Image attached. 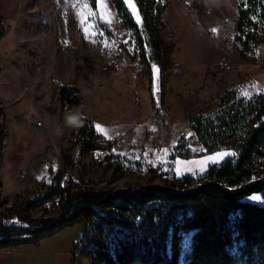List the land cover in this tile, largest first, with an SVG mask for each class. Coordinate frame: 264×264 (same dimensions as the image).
<instances>
[{
	"label": "rangeland",
	"instance_id": "rangeland-1",
	"mask_svg": "<svg viewBox=\"0 0 264 264\" xmlns=\"http://www.w3.org/2000/svg\"><path fill=\"white\" fill-rule=\"evenodd\" d=\"M158 1L167 4L158 41L167 49L171 67L162 84L160 65L155 64L159 73L153 82L154 106L144 65L132 61L128 53L135 50L134 39L122 26L111 0H106L114 31L110 36L94 15L87 21L82 19L79 12L83 0H0V30H5L0 38V77L22 82L23 102L27 99L34 106L47 101L55 122L64 130L63 111L78 108L74 96L81 95L85 119L95 134L92 136L89 130L85 139H99L108 150L106 157L93 158L90 149L82 151L83 145L79 148L73 163L78 166L75 180L82 186L102 190L135 183L166 185L182 175L175 172L176 162L182 157L176 149L182 136L196 154H208L200 153L202 149L190 128V114L213 109L219 94L230 85L240 86L248 96L264 91V42L255 56L247 58L234 45L239 0ZM134 3L139 11L136 0ZM140 16L143 20L141 13ZM65 87L68 98L62 109L58 91L64 92ZM5 106L0 100V108L4 110ZM18 114L15 122L19 121ZM21 116L44 139V133H38L41 128L37 125L43 122H37L36 112ZM4 118L5 114H0V123L7 127ZM96 124L108 130L107 137L97 131ZM73 129L70 145L59 154L56 150L49 152L54 158L47 162L43 156L34 162L36 172H41V179L48 182H39L31 192L11 200L2 191L6 142L0 151V204L4 208L8 203L11 206L6 208L15 202H28L40 187L54 183L57 172L63 174L61 155L72 151L79 127ZM221 151L234 150L217 152ZM191 176L199 177L200 173L193 171ZM254 202L264 204L262 198ZM83 228L84 223L78 222L43 238L39 244L2 248L0 264H101L79 245ZM190 246L191 238L185 236L184 255Z\"/></svg>",
	"mask_w": 264,
	"mask_h": 264
},
{
	"label": "trees",
	"instance_id": "trees-1",
	"mask_svg": "<svg viewBox=\"0 0 264 264\" xmlns=\"http://www.w3.org/2000/svg\"><path fill=\"white\" fill-rule=\"evenodd\" d=\"M87 1L100 28L109 36L114 34L101 18L99 6L94 0ZM111 1L122 26L134 39L135 50L128 53L132 61L144 65L155 106L154 66L160 65L162 84L171 67L167 49L158 41L167 4L136 0L143 16L139 24L123 0ZM236 27L233 41L241 56H255L264 42V0H239ZM4 34L1 29L0 38ZM66 91L67 87L65 100ZM74 97L83 112L82 96ZM0 114H5L2 108ZM189 122L201 154L232 149L237 155L210 165L199 177L186 174L166 185L135 183L70 192L61 215L42 218L37 226L25 230L5 227L0 251L7 246L39 244L43 238L82 222L78 243L101 264H264V204L250 200L260 195L264 201V91L246 97L240 86H227L213 109L190 114ZM89 125L85 119L76 137L84 142L82 151L101 145L98 140L85 139ZM93 131L90 134L95 136ZM8 137L7 127L0 123V151ZM186 139L182 136L177 154L199 155ZM54 178V183L40 187L33 199L21 205L15 202L19 217L67 189L61 171ZM185 236L191 238L186 255Z\"/></svg>",
	"mask_w": 264,
	"mask_h": 264
},
{
	"label": "crops",
	"instance_id": "crops-1",
	"mask_svg": "<svg viewBox=\"0 0 264 264\" xmlns=\"http://www.w3.org/2000/svg\"><path fill=\"white\" fill-rule=\"evenodd\" d=\"M89 36L90 35L87 34L88 38ZM155 74L156 72L154 71V76ZM3 83H7L8 85L4 86ZM22 91V82L17 83V80L14 78H11V80H3V76L0 77V100H3L6 103L4 120L9 130V138L1 170V179L3 194H5L10 200L18 195L20 196L26 192H31L36 188V185L39 182H48L38 178L41 177L42 173L36 172L34 162H36L37 158L41 156L44 157V162H47L50 158H54L53 154H49V152L56 150L59 154L63 148H66L68 144L70 145L69 138L73 134V128L66 127V130H64V128L58 126L57 122L54 120L53 111L49 107L47 101L44 105L38 104L32 106L27 99L23 102L24 98ZM58 92L62 97L63 109V104H65L64 92L62 90ZM65 106L67 107V104ZM17 112H19V121L15 122L14 118L17 117ZM27 112L28 114H34V112H36L39 117L37 122L40 119L42 120L43 123L37 125V127L41 128L38 130L39 134L40 132L44 133L42 136L44 139H41L39 135H36L37 132L35 131V128L33 132L29 125L25 123L21 115L24 116ZM64 113L65 110L63 111V115ZM47 135L50 139L45 140V137H48ZM27 151H30V153L26 155V158L23 154ZM216 152L217 151L208 153L207 155L194 156L192 157L193 159H184L181 157L179 161H184L188 166L193 167L195 171H199L198 168L190 162L203 159L205 156L212 155ZM210 165L212 164L210 163L208 165L206 171ZM186 174L191 175L192 172L184 171L181 176ZM201 175L202 174H200V176Z\"/></svg>",
	"mask_w": 264,
	"mask_h": 264
},
{
	"label": "built area",
	"instance_id": "built-area-1",
	"mask_svg": "<svg viewBox=\"0 0 264 264\" xmlns=\"http://www.w3.org/2000/svg\"><path fill=\"white\" fill-rule=\"evenodd\" d=\"M161 1L165 2V0ZM38 123H40V121ZM92 129L93 126L92 124H90L89 130ZM98 141L100 142L99 139ZM83 143V141H78L77 139H75L72 144V151L69 153V155H66L67 152H63L61 155V160L64 164V168L62 169L63 174L61 180H63L62 183L64 182L66 184L67 189L57 193L49 201H46L38 206H32L25 212L22 218L19 217L18 213L16 212L17 209L15 204L11 208H6L11 203H8L5 208L2 206V204H0V235L3 234L4 229L7 226H11L19 230H25L27 228H33L37 226L42 218L54 215H61L63 212V206L65 205L70 192L79 191L81 189H90V187L82 186L75 180L79 175L77 171L78 166L73 162H75V156L77 155L79 148L83 145ZM100 144L101 145L97 146L96 148L90 149V154L93 158H103L108 155V150L106 146L101 142ZM18 203L19 202H17V204ZM47 203H50L51 206L46 207L45 205ZM42 207L46 208L44 210L39 211V209H41ZM15 220H19L20 223H13V221Z\"/></svg>",
	"mask_w": 264,
	"mask_h": 264
},
{
	"label": "snow or ice",
	"instance_id": "snow-or-ice-1",
	"mask_svg": "<svg viewBox=\"0 0 264 264\" xmlns=\"http://www.w3.org/2000/svg\"><path fill=\"white\" fill-rule=\"evenodd\" d=\"M123 2L125 4H127L128 8L132 11L133 15L136 17L137 23L142 24L143 20H142L140 13L136 7V4L134 3V0H123ZM94 3L99 6V9H100L99 14H100L101 18L104 19L106 23L111 24L112 23V15L109 12L108 4L106 3V0H94ZM92 7L93 6L90 5L87 2V0H83L82 8H81L79 14L82 16V19L84 21H87L88 19H90V17L92 15L95 14L92 10ZM86 31H87V29H86ZM154 71L158 74L159 68L154 66ZM243 94L246 97L249 95L247 92H244ZM96 129H97V131L102 133L104 136H106V137L108 136V130L103 125L96 124ZM164 151L166 152L167 149H165ZM236 155H237V153L234 151H221V152H216L212 155L205 156L203 159L192 161L190 163L195 165L196 168H198L200 174H203L206 171V169L210 163L215 164V163H218L221 160H223L224 157H226V156H233L234 157ZM176 164L178 165L175 169V172L177 175L182 174L184 171H188V172L195 171V169L193 167L188 166L186 164V162H184V161H177ZM38 178H42V177H38ZM49 182H51V181H49ZM250 199L253 201H261V196L253 195L250 197ZM262 203H264V202H262ZM13 223H20V221L15 220V221H13Z\"/></svg>",
	"mask_w": 264,
	"mask_h": 264
},
{
	"label": "clouds",
	"instance_id": "clouds-1",
	"mask_svg": "<svg viewBox=\"0 0 264 264\" xmlns=\"http://www.w3.org/2000/svg\"><path fill=\"white\" fill-rule=\"evenodd\" d=\"M85 120V114L77 107L68 108L63 115V124L68 128L81 127Z\"/></svg>",
	"mask_w": 264,
	"mask_h": 264
}]
</instances>
